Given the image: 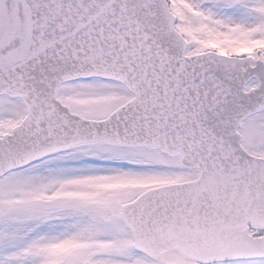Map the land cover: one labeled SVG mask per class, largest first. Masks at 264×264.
Segmentation results:
<instances>
[{
	"label": "snow or ice",
	"instance_id": "snow-or-ice-1",
	"mask_svg": "<svg viewBox=\"0 0 264 264\" xmlns=\"http://www.w3.org/2000/svg\"><path fill=\"white\" fill-rule=\"evenodd\" d=\"M0 264H264V0H0Z\"/></svg>",
	"mask_w": 264,
	"mask_h": 264
}]
</instances>
